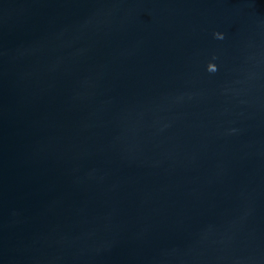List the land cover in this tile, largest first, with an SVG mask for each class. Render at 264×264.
Segmentation results:
<instances>
[{"label":"water","instance_id":"1","mask_svg":"<svg viewBox=\"0 0 264 264\" xmlns=\"http://www.w3.org/2000/svg\"><path fill=\"white\" fill-rule=\"evenodd\" d=\"M0 264H264V0H0Z\"/></svg>","mask_w":264,"mask_h":264},{"label":"clouds","instance_id":"2","mask_svg":"<svg viewBox=\"0 0 264 264\" xmlns=\"http://www.w3.org/2000/svg\"><path fill=\"white\" fill-rule=\"evenodd\" d=\"M217 39H222L223 37L220 34H214ZM216 71V67L214 68L213 72Z\"/></svg>","mask_w":264,"mask_h":264}]
</instances>
